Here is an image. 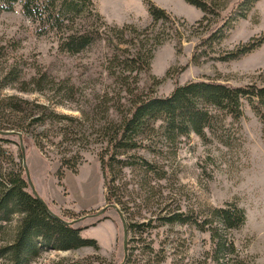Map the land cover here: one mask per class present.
I'll return each mask as SVG.
<instances>
[{
    "label": "rangeland",
    "instance_id": "obj_1",
    "mask_svg": "<svg viewBox=\"0 0 264 264\" xmlns=\"http://www.w3.org/2000/svg\"><path fill=\"white\" fill-rule=\"evenodd\" d=\"M92 1L107 26L99 39L75 55L59 52L52 37L35 36L33 24L21 15L18 3L11 11L0 12V99L15 96L45 105L56 115L70 119L40 127L34 125L29 129L33 133L56 134L59 127L70 125L71 129L85 133L90 141L80 148L82 160L76 173L64 171L59 186L54 175L57 158L51 156L76 147L65 143L56 147L43 138V151L50 156L48 160L37 151L28 135L18 132L37 195L52 214L73 222V227L82 229L81 237L94 239L98 245L97 250L84 247L43 251L29 264L83 259L93 264H120L122 226L116 211L106 207L109 204L121 212L127 225H146L137 233L128 231V260L124 264H214L206 231L197 230L191 223L161 225L159 218L182 213L191 216L192 221L200 220L224 203L242 208L245 220L236 229L218 227L219 234L231 243V254L224 259L218 256L219 263L242 259L245 264H264V125L245 104L241 119L229 123L225 129L217 127L206 132L203 138L190 133L180 137L175 145H163L157 155L139 152L164 169L166 179L144 181L137 171L127 170L114 183L122 201H105L96 157L100 144L95 142V133L102 125L124 114L130 101V96L114 83L106 67L112 45L134 51L129 43L118 44L113 30L123 24L141 30L148 26L150 18L142 0ZM148 1L169 13L174 19V28L163 25L168 39L153 51L148 70L139 74L133 97H166L175 85L195 80H217L233 86L264 84V40L240 58L215 60L264 35V0H258L245 19L234 22L224 39L194 57L192 53L198 42L214 32L228 15H233L239 0H206L216 3L219 15L206 14L205 19H201L199 9L184 0ZM68 87L72 92L70 100L64 98ZM2 106L0 102L2 125L26 128L29 119L24 114H12ZM16 135H9L3 147L22 166ZM104 207L101 215L94 216ZM19 218L13 215L7 223L0 224V248L13 238ZM93 222L95 226H90ZM6 263L5 258H0V264Z\"/></svg>",
    "mask_w": 264,
    "mask_h": 264
},
{
    "label": "trees",
    "instance_id": "obj_2",
    "mask_svg": "<svg viewBox=\"0 0 264 264\" xmlns=\"http://www.w3.org/2000/svg\"><path fill=\"white\" fill-rule=\"evenodd\" d=\"M142 1L150 23L141 30L128 24L114 29L118 44L129 43L134 51L112 45L113 52L106 67L114 83L120 85L124 93L130 96L128 109L119 115L117 120L102 125L95 133V142L100 144L96 157L105 189L104 199L109 203L122 201L114 183L121 180L127 170L137 171L144 181L166 179V171L139 152L157 155L162 152L163 145H175L180 137L190 133L203 138L206 132L214 131L217 127L225 129L229 123H237L241 119V108L244 104L264 125V84L233 86L217 80H195L175 85L166 97L132 96L139 74L149 68L153 51L168 39L169 35L164 33L163 25L168 24L169 28H174V19L169 13L148 0ZM184 1L202 12L201 19H205L206 14L219 15L214 2ZM257 1L239 0L234 6L233 15H228L214 32L201 39L192 56L198 52L205 53L212 43L224 39L233 28L234 22L245 19ZM16 3L20 6L21 15L33 24L35 36L54 38L58 51L67 55H75L84 50L102 36L107 26L92 0H0V12L11 11ZM179 24L182 25V21ZM263 40L264 35L215 60L229 61L240 58L257 48ZM144 45L148 47L145 49ZM65 92L64 98L70 100L71 88L68 87ZM0 102L3 104L2 109L9 110L12 114L22 113L29 119L25 129L0 123V130L15 131L11 135L23 131L44 158L48 159L50 156H46V151H43V138H47L50 145L56 147L62 146L63 143L76 147L75 150L57 151L51 156L57 158L58 167L54 175L59 186L62 185L60 181L64 177V171L73 175L76 173V168L82 160L80 148L90 142L85 133L71 129L70 125L59 127L56 134H47L46 131L45 134L43 131L33 133L29 129L32 126L34 128V125L40 127L70 119L56 115L45 105L15 96L2 98ZM8 136L0 135V224L7 223L13 215H19L20 218L13 238L6 246L0 248V258H5L6 264H29L43 251H68L84 247L97 250L98 245L94 239L81 237V228H75L66 221L55 218L54 214L51 215L31 194L23 167L15 162L3 147L8 142ZM24 150L26 154V149ZM159 220L161 225L191 223L197 230L206 231L210 241V259L214 264H245L242 259H226V262L221 263L218 259V256L224 259L227 254H231V243L219 234L218 227L223 230L236 229L245 220L244 210L236 204L224 203L221 207L211 209L207 217H201L200 220L192 221L191 216L182 213L161 217ZM96 222L90 226H95ZM126 226L127 231L137 233L146 225ZM127 260L126 258L125 262ZM58 264L93 263L83 259Z\"/></svg>",
    "mask_w": 264,
    "mask_h": 264
},
{
    "label": "water",
    "instance_id": "obj_3",
    "mask_svg": "<svg viewBox=\"0 0 264 264\" xmlns=\"http://www.w3.org/2000/svg\"><path fill=\"white\" fill-rule=\"evenodd\" d=\"M15 132L13 131H8V130H0V135L2 136H7V135H11ZM18 138H19V150H20V153H21V165L23 167V170H24V173H25V177H26V182L28 184V187L30 189V192L31 194L37 199L39 200V202L44 206V208L51 214L53 215L49 210L48 208L46 207L45 203L42 201V199L37 195L35 189H34V186L32 184V182L30 181V176H29V172H28V169H27V166H26V162H25V152H24V146L22 145V141H21V135L16 133ZM106 207H111L112 209H114L121 221V226H122V251H123V258H122V261L120 264H124L125 263V259H126V256H127V226H126V223H125V220L123 219L121 213L119 212V210L114 206V205H109V206H106ZM106 207L100 209L99 211H97L94 216H99L101 215ZM55 218H57L58 220H61L59 217L53 215ZM68 224H73V222H66Z\"/></svg>",
    "mask_w": 264,
    "mask_h": 264
}]
</instances>
